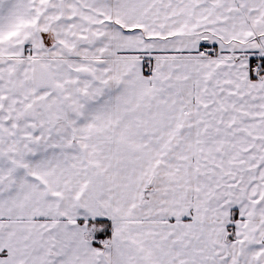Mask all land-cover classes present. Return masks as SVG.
<instances>
[{
  "label": "snow or ice",
  "instance_id": "1",
  "mask_svg": "<svg viewBox=\"0 0 264 264\" xmlns=\"http://www.w3.org/2000/svg\"><path fill=\"white\" fill-rule=\"evenodd\" d=\"M0 264H264V0H0Z\"/></svg>",
  "mask_w": 264,
  "mask_h": 264
}]
</instances>
